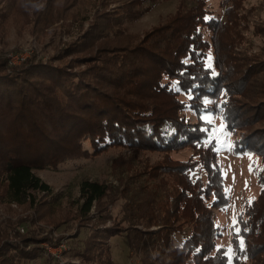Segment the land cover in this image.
Here are the masks:
<instances>
[{
  "label": "trees",
  "instance_id": "16d2710c",
  "mask_svg": "<svg viewBox=\"0 0 264 264\" xmlns=\"http://www.w3.org/2000/svg\"><path fill=\"white\" fill-rule=\"evenodd\" d=\"M80 1L66 2L77 7ZM156 1L106 0L79 44L64 51L66 61L54 63L51 57L13 67L7 59L0 60L3 201L28 202L36 208V193L53 196L38 169L79 165L113 146L152 149L163 152L165 159L143 167L132 158L122 161L124 167L117 168L123 169L118 173L123 182L119 190L97 178L81 179L76 200L81 220L118 219L108 226H88L81 244L64 250L65 260L41 244L54 242L52 236H36L33 229L13 236L3 229L0 264H116L110 242L117 234L135 247L140 264H240L236 256L247 259L250 250L264 257V206L256 213L264 202V86L228 108L229 91L243 94L249 77L263 66V56L246 55L236 72L227 67L229 79L223 80L222 68L207 63L209 31L223 19L212 14L207 0H179L175 13L139 38L110 41L123 33L125 22L146 14ZM101 42L105 44L97 47ZM89 49L94 53L79 54ZM78 61L83 66L76 65ZM215 101L224 102L211 107ZM202 109L223 113L234 150L260 159V192L237 215L233 257L217 244L221 231L216 210L230 198L216 139L209 138L211 127L199 116ZM237 117L253 124L237 130L232 125ZM185 149L190 150L187 157L173 156ZM117 197L120 208L112 214L109 204H116ZM96 207L99 215L93 218Z\"/></svg>",
  "mask_w": 264,
  "mask_h": 264
},
{
  "label": "rangeland",
  "instance_id": "374dc122",
  "mask_svg": "<svg viewBox=\"0 0 264 264\" xmlns=\"http://www.w3.org/2000/svg\"><path fill=\"white\" fill-rule=\"evenodd\" d=\"M66 1L68 0H0V60L7 59L13 67H19L27 60L49 61L51 57L50 60H54V63L66 61L68 58H65L64 51L68 50L71 44H79L78 42L84 37L85 30L95 20L96 14L103 8L106 0H81L77 7L68 6ZM207 3L215 17L223 18L212 31H209L208 38H211V44L207 59V63L222 68L223 76H225L223 80L229 79L228 72L231 70L227 67L232 66V71L236 72L247 59L246 55L257 54L263 56L262 59H264V0H207ZM178 4L179 0L156 1L146 14L134 21L125 22L122 26L123 33L117 32L115 39L110 41L121 44L129 38H139L166 16L175 13ZM229 4L233 5L230 9L227 8ZM81 5H85V9ZM101 44L105 43L101 42L97 47ZM93 53V50L89 49L79 54ZM80 61L75 64L83 66ZM263 67L264 61L263 66H260L247 80L251 82L244 86L242 95L237 93L238 90L229 91L231 97L228 108L232 107L234 102L239 103L241 99H249L255 87L264 86ZM217 96L219 100L218 93ZM221 102L215 101L211 107H217V104ZM239 109L240 107L237 111ZM186 113L193 115V119H196L194 111L188 110ZM222 114L215 110L202 109L199 116L208 127H211L209 138L216 139L219 151L218 160L224 175V186L230 198L225 207L216 210V224L221 231L217 244L224 246L227 253L233 257L237 254L234 252L237 239H233V236H236L234 235L236 229L239 228L236 222L237 215L243 205L258 197L260 192L258 182L260 159L255 153H239L234 150L231 131L227 128L229 123ZM240 118H235V124H232L238 128L237 130L253 124L243 119L241 121ZM133 151L132 148L113 146L92 159L82 160L79 165L71 162L59 170L38 169L36 173L51 185L53 196L41 192L36 193L39 199L36 208L28 202L22 204L6 202L0 197V230L5 229L13 236L16 233L18 236L27 234L29 229H33L32 234L36 236L44 232L52 236L55 241H45L41 244L46 250L57 252V257L62 256L65 260L67 257L65 253L63 256L64 250L73 243L81 244V239L86 236L88 226H108L116 223L118 219L81 220L77 215L78 203H76L81 179L84 177L97 178L110 182L115 186V190H119L123 182L118 173L123 169L117 168L124 167L120 165H123L121 162H125V159L137 160L141 167L146 163L150 165L155 161L165 160L164 153L160 151L152 149ZM189 151V149L180 150L174 152L173 156L187 157ZM56 195L57 197H54ZM115 202L116 204L110 203L111 206L109 204L112 214H116L119 210L121 198L117 197ZM263 206L264 202L261 200L256 209L258 215L262 212ZM97 211V207L94 208L90 216L96 218L99 215ZM120 215L121 213L118 217ZM80 226H84L81 231H79ZM16 230H19V233ZM78 232L80 233L77 235ZM111 243L112 258L116 264H140L138 251L134 249L135 247L130 248L125 236L117 234L111 238ZM249 254L247 259L236 256L237 261L235 262H240V264L264 263V257L256 255V252L250 250ZM75 261L79 262V260Z\"/></svg>",
  "mask_w": 264,
  "mask_h": 264
},
{
  "label": "built area",
  "instance_id": "2783aa9c",
  "mask_svg": "<svg viewBox=\"0 0 264 264\" xmlns=\"http://www.w3.org/2000/svg\"><path fill=\"white\" fill-rule=\"evenodd\" d=\"M49 253H51L52 255H54V256H57V252H53V251H51V250H47Z\"/></svg>",
  "mask_w": 264,
  "mask_h": 264
},
{
  "label": "snow or ice",
  "instance_id": "6c2138e0",
  "mask_svg": "<svg viewBox=\"0 0 264 264\" xmlns=\"http://www.w3.org/2000/svg\"><path fill=\"white\" fill-rule=\"evenodd\" d=\"M206 19H207V17H206Z\"/></svg>",
  "mask_w": 264,
  "mask_h": 264
}]
</instances>
